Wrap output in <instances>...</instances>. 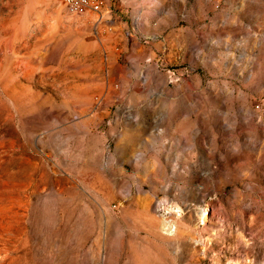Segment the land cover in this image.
Segmentation results:
<instances>
[{
    "label": "rangeland",
    "instance_id": "obj_1",
    "mask_svg": "<svg viewBox=\"0 0 264 264\" xmlns=\"http://www.w3.org/2000/svg\"><path fill=\"white\" fill-rule=\"evenodd\" d=\"M0 264H264V0H0Z\"/></svg>",
    "mask_w": 264,
    "mask_h": 264
},
{
    "label": "crops",
    "instance_id": "obj_2",
    "mask_svg": "<svg viewBox=\"0 0 264 264\" xmlns=\"http://www.w3.org/2000/svg\"><path fill=\"white\" fill-rule=\"evenodd\" d=\"M104 2H105V0H104ZM143 17H145L146 19H148V17H150V16L148 14H144ZM83 22L86 23L85 21H83ZM112 56H113L112 53H107V55H106L107 64L108 63H112V60H113V57ZM120 72H122V70ZM119 74H121V73H119ZM123 102H128V101H123ZM108 105L109 104L98 105V106L94 107L93 109H91L93 118L94 117L95 118H100L102 116H107V113L108 112H107L106 108H103V107H107ZM123 105H126V104H123ZM127 105H130V103L127 104ZM163 106L165 108H163L162 111H161L162 115L163 114H168V113H173L174 112V109H173L174 108V105L165 104ZM168 106H170L171 108H169ZM110 117H111V119H115L113 121H116L118 119L119 115L117 113H111ZM117 141H118V144L117 145L119 147L125 148V147L128 146L126 137H124V136L120 137Z\"/></svg>",
    "mask_w": 264,
    "mask_h": 264
},
{
    "label": "built area",
    "instance_id": "obj_3",
    "mask_svg": "<svg viewBox=\"0 0 264 264\" xmlns=\"http://www.w3.org/2000/svg\"><path fill=\"white\" fill-rule=\"evenodd\" d=\"M69 1V5L75 6L76 13L85 11L100 12L101 3L99 0H61ZM257 107V105H255Z\"/></svg>",
    "mask_w": 264,
    "mask_h": 264
},
{
    "label": "bare ground",
    "instance_id": "obj_4",
    "mask_svg": "<svg viewBox=\"0 0 264 264\" xmlns=\"http://www.w3.org/2000/svg\"><path fill=\"white\" fill-rule=\"evenodd\" d=\"M100 2H102V0H99ZM64 3L66 4V6L70 9V10H75V6H72V5H69V1H64ZM101 5H102V3H101ZM177 210H179V209H177ZM175 211V210H174ZM176 212V211H175ZM177 214H179V213H177ZM205 217V213L202 215V218H204ZM166 226H168L169 227V225H166V223L165 224H163V228L165 229V227Z\"/></svg>",
    "mask_w": 264,
    "mask_h": 264
}]
</instances>
